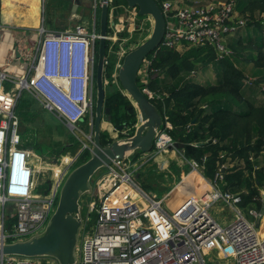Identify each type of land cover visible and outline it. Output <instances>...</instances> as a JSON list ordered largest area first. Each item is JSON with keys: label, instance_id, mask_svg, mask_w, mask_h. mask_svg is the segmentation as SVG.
<instances>
[{"label": "built area", "instance_id": "2783aa9c", "mask_svg": "<svg viewBox=\"0 0 264 264\" xmlns=\"http://www.w3.org/2000/svg\"><path fill=\"white\" fill-rule=\"evenodd\" d=\"M157 1L166 19V30L156 52L162 47L182 49L185 44L213 46L221 59L231 53L228 36L246 25L245 19H236V0ZM102 3L103 0H94L93 30L82 24L65 30L42 26L36 58L27 76L16 77L0 70V244L25 240L45 229L56 210L63 182L82 152L89 149L84 143L83 151L47 163L41 159L42 166L38 167L33 150L22 146L16 107L27 89L78 136L86 135L78 123L89 116L93 123L99 38L96 20ZM114 9L112 6L110 15ZM129 10L137 17L136 9ZM108 40H112L110 32ZM115 43H110L109 55L114 51L117 55L111 81L118 84L124 56L136 46L116 51L112 50ZM109 55L106 65L110 63ZM151 62L146 57L141 66V83L148 82ZM142 89L153 97L149 87ZM168 128L172 126L166 122L164 129L157 130L153 149L143 153L138 163L131 159V153L113 161L95 181L86 200L89 207L86 217L83 216L76 264H211L207 256L212 252L225 259L224 264H264V234L253 220L261 221L262 211L257 207L246 211L240 207V194L221 188L225 165L209 179L208 191L188 195L175 208L167 203L169 194L160 198L140 185V168L174 150L191 166L192 172L204 176V164L186 158L175 146ZM87 136L91 141L92 131ZM43 170H50L51 185L47 194L38 195L34 192L35 178ZM181 183L184 179L178 185ZM124 188L123 200L117 192ZM217 202H225L235 210L226 225L211 213ZM40 258H46V264H59L52 257L17 255L0 256V264H41ZM212 261L218 264L214 258Z\"/></svg>", "mask_w": 264, "mask_h": 264}, {"label": "trees", "instance_id": "16d2710c", "mask_svg": "<svg viewBox=\"0 0 264 264\" xmlns=\"http://www.w3.org/2000/svg\"><path fill=\"white\" fill-rule=\"evenodd\" d=\"M112 6L115 20L128 13L126 0H112L110 13ZM235 9L236 19H245L246 25L228 36L230 54L218 59L213 46L162 47L147 56L152 60L148 82L141 83L138 78V83L153 92L150 100L163 119L160 128L164 129L166 122L172 124L167 132L184 145L181 150L185 157L204 164L203 174L208 179L231 160L234 165L225 168L223 190L241 192L240 207L262 209L264 167L259 166L258 157L264 152V0H236ZM136 12L139 23L147 17L139 15L138 9ZM97 21L99 26V15ZM127 34L128 29L120 31L123 37ZM109 47L108 40L107 56ZM115 57L109 55L110 63L106 65L105 79H109L112 89L106 91L105 105L110 108L108 120L115 124L120 137H129L135 133L138 112L119 79L118 84L111 81ZM247 62L256 71L251 66V72L243 68ZM211 63L221 66V79L200 80L201 72ZM19 105L20 99L16 113ZM17 115L22 124L24 118ZM20 135L22 146L39 149L37 143L25 142L24 131L20 130ZM101 141L104 145L113 142L109 131L102 130ZM89 156V149H85L77 165Z\"/></svg>", "mask_w": 264, "mask_h": 264}, {"label": "water", "instance_id": "95a60500", "mask_svg": "<svg viewBox=\"0 0 264 264\" xmlns=\"http://www.w3.org/2000/svg\"><path fill=\"white\" fill-rule=\"evenodd\" d=\"M89 1V9H91L94 0ZM126 1L129 7L138 9L139 15L149 17L153 24L147 38L124 56L118 73L119 81L126 94L140 110L141 123L136 125L135 133L124 142L114 140L109 145H104L101 141L104 116L110 119V108L105 105L110 0H103L99 15L95 111L92 123V145L89 147L90 156L70 170L60 189L56 210L45 229L28 239L0 244V256L52 257L59 264H76L77 246L84 221L82 197L93 191V177L117 159L125 158L138 150L147 153L154 147L155 136L163 119L150 97L140 87L138 78L145 58L160 45L163 39L166 19L157 0ZM175 146L180 149L184 147L182 143L177 142ZM84 149L85 145L81 151Z\"/></svg>", "mask_w": 264, "mask_h": 264}, {"label": "rangeland", "instance_id": "374dc122", "mask_svg": "<svg viewBox=\"0 0 264 264\" xmlns=\"http://www.w3.org/2000/svg\"><path fill=\"white\" fill-rule=\"evenodd\" d=\"M40 3L42 4V11L44 13L42 17L43 24L48 23V25L50 26H51V23L52 25L54 24L57 26L70 25V21H71L70 7H69L70 4H67L65 0H61V1L60 0H45V2L44 0H42L40 1ZM129 9H131V7H129ZM129 9L127 10L128 11L127 14H122L119 17V19H116V20L114 18V14H115L114 12L110 15V27L111 28L109 31H110V35L112 36V40L110 43H113V41H116L114 45L115 49L113 45L111 44V46L113 47L112 50L117 51L121 49V47L122 49H126L127 47L128 48L135 47V46L137 47L143 40L147 38V36L150 34L152 30L153 24H152L151 19H149V17L143 18L141 22L139 23L137 19L138 17H133L130 14ZM44 17L46 18L44 19ZM87 19L89 22L88 28L90 30H93L95 19H94L92 12H88ZM1 20H2V16L0 14V24H1ZM96 26L97 28L99 27L97 20H96ZM41 27L42 26L38 28L40 29ZM45 28H47V26ZM126 29H128V34L125 35L124 37L121 36L120 31H125ZM52 30H65V29L56 28ZM97 30H99V28ZM36 33L35 31H32V33H30V36ZM30 43H31L30 41H27L24 43L23 41L20 43L18 42V43H15V48L17 49V51H19L21 47L23 46H30L31 45ZM114 53L115 51L111 52V56L112 55L116 56L115 57L116 59L117 55ZM242 67L245 68L249 72H251L252 69L253 71H256V67L250 62H247V64H242ZM199 77H200V80L202 81H206L207 79H209L210 81H218L221 79V66L218 63L216 64L211 63V65L208 66L206 71L201 72V75ZM6 84L9 85V82L7 81ZM109 89L111 90L112 88L110 87L109 80L108 81L106 80V91L107 90L109 91ZM136 109L138 112V123H140L141 113L139 112L140 110L137 108V106H136ZM17 113L20 114L21 119L24 118V120L21 121L22 124H20L19 126L20 130L24 131L25 139L24 137L22 138L25 140V142L29 141L32 143H37L39 145V149L31 148L34 154L36 155L34 159L36 160L38 167L39 165L42 166V164L39 163L38 158H44V160L48 162L50 159L61 157L62 155L73 156L74 154L81 151V149L84 146V143H86L89 147H91L92 145L90 139L87 136V135H90V132L92 131V125L90 123V116L87 117L85 120H82L78 123L79 127H81L86 132V135L81 134L80 136H78L77 132L73 131L74 129H72L71 127L67 126L64 122L59 120V118L53 112L47 109L34 96V94L28 91L27 89H25L20 96V105H19ZM107 119L108 117L104 116L103 130L109 131L110 136L113 138V141L118 140V141L124 142L125 139H127L128 137H120L119 132L115 127V124H113L110 120H107ZM107 121L111 122L112 124L107 123ZM142 154L143 152L141 153V151L138 150L136 151V154L131 155V159L135 163H138L141 160ZM167 159L169 160V163H170L167 169H164L165 162H159L157 160H152V161L146 162L140 168V172L138 175V181L140 185L148 192L160 198L164 197L168 193V191L171 190V184H174L178 181L177 177L174 178V174L178 175L181 169L179 165L176 163L171 167L172 160L170 158H167ZM156 167L158 170H160L161 173L159 174L157 173V171L155 170ZM189 167H190L189 165H185L184 168L191 170V167L190 168ZM73 168L74 166L72 167V169ZM102 173L103 171H99L93 177V186L95 184V181H97V179L100 177V175H102ZM51 179H52V175H51L50 170H43L42 172L37 173L36 178H35L34 192L38 195L47 194L49 191L48 189L49 181H51ZM167 185H170V187H168ZM184 185H185L184 183H181L178 185V187L174 190L172 194L173 197L174 195H176V193H178L184 187ZM88 195L89 194H86L82 197V215L84 217H86L87 208L89 207L88 206L89 202L87 201L86 203V200L90 198L88 197ZM172 195H169L170 197L169 201L170 199H172L171 198ZM58 200H59V195L56 200V204L58 203ZM171 202L176 204L174 198L171 200ZM234 212H235L234 208H232L230 205H228L225 202L224 204L223 202H217L211 208L212 215L222 225H226L228 222H230L233 219ZM221 252L224 253L223 250H221ZM207 257L209 258L211 264H214V262L212 261V258H214V260H216L218 264H224L226 261L225 259L220 258L215 252L210 253ZM38 261L41 262V264H46L47 259L40 258L38 259Z\"/></svg>", "mask_w": 264, "mask_h": 264}, {"label": "crops", "instance_id": "0c3cea01", "mask_svg": "<svg viewBox=\"0 0 264 264\" xmlns=\"http://www.w3.org/2000/svg\"><path fill=\"white\" fill-rule=\"evenodd\" d=\"M40 1L42 0H0V14L2 16L1 26H0V70L10 73L12 75H15L16 77L27 76L28 73L30 72V68L32 64L34 63L36 54H37L38 41L40 38L38 27L46 25L47 28L49 29H56V28L74 29L76 25L82 24L88 28L89 26V22L87 19L88 12H92L94 16L93 7L89 9V5H90L89 0H65L67 4H70L69 5L70 19H71L70 25L57 26L54 24L52 25L51 23V26H50L48 25V23L43 24L42 17L44 13L42 11V4L40 3ZM45 18L46 17H44V19ZM88 30L90 29L88 28ZM32 31H35V33L37 31V33L30 36V33H32ZM22 41L23 43L30 41L31 45L21 47L20 49L21 52H20V50L17 51V49L15 48V43H18V42L20 43ZM107 123L112 124L109 121H107ZM171 126L172 124L169 122V127ZM103 127H104V124H103ZM167 158H170L172 160L171 167L176 163L179 165L181 169L178 175L174 174V178L177 177L178 181L174 184H171V190H169L166 195L168 194L170 195V193L174 192V190L178 187L179 181H182L184 179V184H185L184 187L178 193H176V195H174V197L171 194L172 195L171 198L175 199L176 204L173 203L174 201L171 202L172 199H170L169 201L170 197L168 198L167 203L170 208L177 207L178 204L190 194L200 195L204 193L205 191H208L211 188L208 182L209 181L208 178H205L204 176H202V174H200L198 171L192 172L191 171L192 169L189 170V169L184 168L185 165H189V164L183 161L182 157L177 152V150H174V151H171L170 153H166L164 155L158 156L155 160L159 162H165L164 169H167L170 164ZM41 159L45 161V163H47V161L44 160V158H38L39 163ZM258 159L261 162L259 166L264 167V152L262 156L258 157ZM35 164H37L36 160H35ZM224 165L226 167L228 166L231 167L234 164L231 162V160H229ZM155 170L157 171L158 174L161 173L160 170L157 169V167ZM167 186L170 187V185H167ZM125 193H126V189L124 188L121 191L117 192V196H119L120 199H123V198L125 199L126 197ZM237 193L241 195V192H237ZM260 195L262 197V202H263L262 209H261L262 218H261V221L255 218H253V220L256 226L260 228L261 233L264 234V226H263L264 224V187H261ZM250 207L252 206H248L246 208L242 207V208L247 211V209ZM250 218L252 219V217Z\"/></svg>", "mask_w": 264, "mask_h": 264}, {"label": "bare ground", "instance_id": "6f19581e", "mask_svg": "<svg viewBox=\"0 0 264 264\" xmlns=\"http://www.w3.org/2000/svg\"><path fill=\"white\" fill-rule=\"evenodd\" d=\"M263 226H264V224H263ZM224 252V251H223ZM223 253L221 252V255H222Z\"/></svg>", "mask_w": 264, "mask_h": 264}, {"label": "flooded vegetation", "instance_id": "af4514ba", "mask_svg": "<svg viewBox=\"0 0 264 264\" xmlns=\"http://www.w3.org/2000/svg\"><path fill=\"white\" fill-rule=\"evenodd\" d=\"M85 120V119H84Z\"/></svg>", "mask_w": 264, "mask_h": 264}]
</instances>
